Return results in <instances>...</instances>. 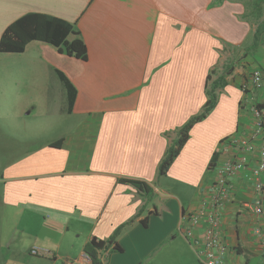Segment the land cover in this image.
I'll return each instance as SVG.
<instances>
[{
    "label": "crops",
    "instance_id": "1",
    "mask_svg": "<svg viewBox=\"0 0 264 264\" xmlns=\"http://www.w3.org/2000/svg\"><path fill=\"white\" fill-rule=\"evenodd\" d=\"M216 1L0 0V40L37 13L73 24L87 49L86 60L39 41L0 51V264H91L88 240L131 221L108 264H201L204 228L189 236V216L207 199L213 169L241 157L225 140L253 130L245 98L264 110V86L252 84L255 71L264 81V45L244 55L253 27L243 1ZM227 64L234 70L217 106L159 175L177 131L207 101L209 73ZM57 71L75 89L72 105ZM246 157L255 167L257 152ZM122 180L145 182L151 195ZM229 184L226 261L264 264L255 232L264 237V208L253 212L257 194L242 172Z\"/></svg>",
    "mask_w": 264,
    "mask_h": 264
},
{
    "label": "trees",
    "instance_id": "2",
    "mask_svg": "<svg viewBox=\"0 0 264 264\" xmlns=\"http://www.w3.org/2000/svg\"><path fill=\"white\" fill-rule=\"evenodd\" d=\"M224 0H218L213 5H220ZM246 12L244 19L253 27L243 46L245 52L256 51L264 45V0H242ZM32 41H39L53 46L59 53L75 57L80 60L87 59V49L76 27L64 20L45 14L30 13L13 22L4 32L0 40V51L3 53H23L27 45ZM240 49H234L235 52ZM222 73L217 69L211 71L207 77L205 93L207 101L201 112L192 117L182 128L177 131V137L169 146L164 159L159 166V175L167 174L168 170L179 156L181 150L190 138L192 128L204 121L213 112L218 104L220 91L227 85V77L234 70V66L227 64L222 68ZM59 78L69 92L70 104L75 98V89L63 73L57 71ZM228 138L225 140V142ZM224 143V141H222ZM135 185L145 197L151 195L149 186L142 181H125ZM133 222L117 228L111 237L99 239L92 237L84 245V253L91 264H108L110 257L115 253H121L123 249L119 245V238ZM144 225L148 222L145 220Z\"/></svg>",
    "mask_w": 264,
    "mask_h": 264
},
{
    "label": "built area",
    "instance_id": "3",
    "mask_svg": "<svg viewBox=\"0 0 264 264\" xmlns=\"http://www.w3.org/2000/svg\"><path fill=\"white\" fill-rule=\"evenodd\" d=\"M252 84L256 89L263 88L264 81L260 71H255L253 73ZM244 90L247 89L244 87ZM243 104L253 115V130L248 136L239 134L229 138L226 141L227 143H225L238 149L241 153V157L235 161L228 160L222 165H218L215 168L213 167L215 173L213 176L214 178L207 188V199L196 213L189 216V236H193L190 232L192 231L190 230L191 228L199 225H202L204 228V238L201 240L195 239V246L200 248L197 252L201 264H230L225 258L228 251V244L221 226L220 211L230 198L231 186L229 184V179L234 175L242 172L247 180L252 181L253 189L257 194L253 212L256 215L263 214L264 183L261 180V176L264 174V144L257 150L254 146V142L257 139H262L264 141V110L254 103L251 104L247 97L243 101ZM256 152L258 156L256 166L247 169L248 158L246 155ZM255 232L262 238L261 246L264 255L263 234L260 229H256ZM31 253L33 255L48 254L38 248H34Z\"/></svg>",
    "mask_w": 264,
    "mask_h": 264
},
{
    "label": "rangeland",
    "instance_id": "4",
    "mask_svg": "<svg viewBox=\"0 0 264 264\" xmlns=\"http://www.w3.org/2000/svg\"><path fill=\"white\" fill-rule=\"evenodd\" d=\"M36 112H38V111L36 110ZM53 126H54V125L50 124V129H51ZM40 144H42V143H39V145H40ZM25 147H27V146H25ZM184 261H186L187 264H190L189 259H185Z\"/></svg>",
    "mask_w": 264,
    "mask_h": 264
},
{
    "label": "clouds",
    "instance_id": "5",
    "mask_svg": "<svg viewBox=\"0 0 264 264\" xmlns=\"http://www.w3.org/2000/svg\"><path fill=\"white\" fill-rule=\"evenodd\" d=\"M33 250V249H32Z\"/></svg>",
    "mask_w": 264,
    "mask_h": 264
}]
</instances>
